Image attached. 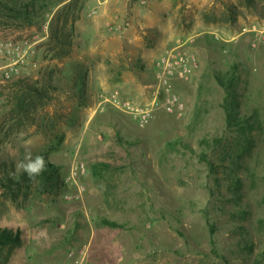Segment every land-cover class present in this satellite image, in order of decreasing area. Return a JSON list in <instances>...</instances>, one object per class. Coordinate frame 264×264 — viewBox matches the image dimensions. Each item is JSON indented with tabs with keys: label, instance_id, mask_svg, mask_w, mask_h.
I'll return each instance as SVG.
<instances>
[{
	"label": "rangeland",
	"instance_id": "1",
	"mask_svg": "<svg viewBox=\"0 0 264 264\" xmlns=\"http://www.w3.org/2000/svg\"><path fill=\"white\" fill-rule=\"evenodd\" d=\"M142 1L128 3L144 10L156 0ZM159 1L200 5V18L218 28L185 43L203 67L192 84L176 81L186 112L159 107L143 127L89 102L91 72L95 80L113 61L87 32L113 0H75L64 58L45 53L49 21L0 23V228L21 232L19 245L0 247V264H264V0ZM114 20L108 36L129 27ZM17 80L47 92L21 118L11 113L23 94ZM25 141L33 156L53 154L58 178L7 179Z\"/></svg>",
	"mask_w": 264,
	"mask_h": 264
},
{
	"label": "crops",
	"instance_id": "2",
	"mask_svg": "<svg viewBox=\"0 0 264 264\" xmlns=\"http://www.w3.org/2000/svg\"><path fill=\"white\" fill-rule=\"evenodd\" d=\"M172 6L168 1L160 3L156 0L149 2L148 8L141 10L128 3V0H113L110 5L105 3L98 7V18L90 23L91 29L87 33L89 36L93 35L92 42L105 55L103 59H107V62L113 61V65L110 69L104 68L102 76L96 77L95 80L94 75L98 72H91V78L96 84L91 85L90 92L93 94L89 102L95 101L98 105L99 94L119 92L122 99L135 104L151 103L153 95L146 80L154 79L152 66L162 54V49L168 46V43L182 41L181 38L185 44L203 33L217 30V23L200 18V5H196L193 10L183 11ZM114 18L118 19L116 28L118 24L124 25L127 22L129 27L123 28L118 35L112 33L108 36L105 25ZM196 48L199 51L204 49L199 45L195 47L197 51ZM106 64V67L110 66V63ZM202 69L203 67L196 75H200ZM192 81L187 84H192ZM94 89L98 91L94 92Z\"/></svg>",
	"mask_w": 264,
	"mask_h": 264
},
{
	"label": "trees",
	"instance_id": "3",
	"mask_svg": "<svg viewBox=\"0 0 264 264\" xmlns=\"http://www.w3.org/2000/svg\"><path fill=\"white\" fill-rule=\"evenodd\" d=\"M74 2L75 0H70L68 2L67 0H0V23L3 25L5 23L9 24L11 19L14 21V25L19 27L22 25H28L37 26L40 29H43V25L49 21V34L48 40L45 43V53L47 54V57H50L51 59L64 58L72 51V38L76 22L75 16L71 17V14L76 12ZM50 15H52L51 18ZM79 76L80 77H78L77 80L79 82H83V84H86L85 73H80ZM218 80L223 85L220 77ZM14 85L16 88H18V90H21L20 92H23L19 98V95L17 96L14 106L11 110V113L18 116V118H21L23 113L29 111L28 106L30 104L28 103V100H31L34 94L43 97H46L47 95V92L37 88L36 86L23 84L21 80L14 82ZM226 88L229 95L232 96V91H230L232 86L227 85ZM80 91H85L84 86L80 88ZM227 112L229 123L234 122L237 119V115L234 110L232 111L229 109V107H227ZM58 175L59 173L57 166L54 163H49L46 171H44L37 178L41 177L42 179H45L48 177V179H55L58 178ZM7 179L18 186H21L22 180L29 181L27 175L24 173L19 175V179H15L11 176H9ZM105 223L112 227L119 226L117 222H112L109 220H106ZM20 243L21 232L19 230L15 232L10 228H0V247L8 245L16 246Z\"/></svg>",
	"mask_w": 264,
	"mask_h": 264
},
{
	"label": "built area",
	"instance_id": "4",
	"mask_svg": "<svg viewBox=\"0 0 264 264\" xmlns=\"http://www.w3.org/2000/svg\"><path fill=\"white\" fill-rule=\"evenodd\" d=\"M145 3V0L142 1ZM252 31H257L254 26ZM264 41V31H260ZM201 64L196 53L190 51L182 41L172 47L163 49L162 54L154 61V83L149 88L153 101L149 104L138 105L130 100L121 98L119 92L99 94L100 105L110 103L120 110L130 114L139 126L147 125L154 117L157 109L162 107L167 113L182 116L186 112V104L176 91V81L189 83L200 70ZM83 165H81L82 167ZM80 166L74 168V172Z\"/></svg>",
	"mask_w": 264,
	"mask_h": 264
},
{
	"label": "clouds",
	"instance_id": "5",
	"mask_svg": "<svg viewBox=\"0 0 264 264\" xmlns=\"http://www.w3.org/2000/svg\"><path fill=\"white\" fill-rule=\"evenodd\" d=\"M31 141H25V154L23 159L16 160L14 163V171L11 173L13 177H16L20 173L27 175L28 180L34 181L44 171H46L49 163L53 162V154H50L47 159L44 155H35L31 151L28 145Z\"/></svg>",
	"mask_w": 264,
	"mask_h": 264
}]
</instances>
